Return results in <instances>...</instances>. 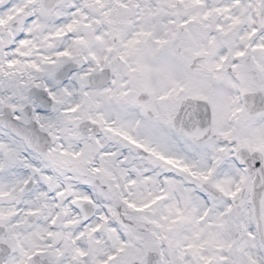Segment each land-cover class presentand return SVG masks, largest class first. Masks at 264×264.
Masks as SVG:
<instances>
[{
  "label": "snow or ice",
  "instance_id": "1",
  "mask_svg": "<svg viewBox=\"0 0 264 264\" xmlns=\"http://www.w3.org/2000/svg\"><path fill=\"white\" fill-rule=\"evenodd\" d=\"M0 264H264V0H0Z\"/></svg>",
  "mask_w": 264,
  "mask_h": 264
}]
</instances>
